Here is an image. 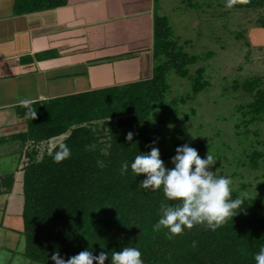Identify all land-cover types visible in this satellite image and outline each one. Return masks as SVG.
<instances>
[{"label": "trees", "instance_id": "obj_1", "mask_svg": "<svg viewBox=\"0 0 264 264\" xmlns=\"http://www.w3.org/2000/svg\"><path fill=\"white\" fill-rule=\"evenodd\" d=\"M199 1L183 0V4L199 7ZM64 3L18 0L15 10L24 14ZM229 5L233 10L256 11L264 8V0H230ZM257 21L259 29L264 30V18ZM152 24L155 65L148 78L16 108L25 128L7 140L19 143L24 151L25 161L20 168L22 209L18 218L24 241L22 256L30 263L53 264L49 259L53 251L67 259L85 247L93 255L103 250L110 257L112 250L128 245L140 250L143 264H253L252 253L264 244V196L251 199L248 189L252 185L246 182V172L264 169V152L243 148L239 155L231 157L229 166L233 171L224 175L222 159L232 152L230 145L224 149L212 136L192 140L188 134L180 138L171 132L161 140L151 129L153 115L165 108L170 81L178 80L175 77L189 79V94L181 101L194 99L209 84L207 70L199 66L190 75L189 68L212 57L208 52L202 60L185 51L172 37L166 17L154 13ZM235 37L242 40L244 35ZM232 88L248 97L246 104L239 106L240 122L233 126L238 141L245 144L251 134L249 125L264 120V88L259 78L244 80ZM129 131L133 135L126 141ZM184 133L177 132L181 136ZM60 137L64 138L39 156L42 146ZM166 138L170 139L168 145L164 144ZM183 143L195 148L201 158L207 152L212 156L219 170L210 165L209 169L230 178V198L244 195L240 209H234L237 212L215 230L194 224L169 238L166 228L152 227L164 199L162 191L141 189L143 174L134 176L130 168L122 173L120 164L130 163L138 151L147 152L154 146L165 166L171 167L168 158L174 154L175 146ZM61 145L67 146L69 154L56 158ZM13 182V174L0 177L2 192L11 193ZM260 187L264 191V179L254 189L258 191ZM103 264H109L107 257Z\"/></svg>", "mask_w": 264, "mask_h": 264}, {"label": "crops", "instance_id": "obj_2", "mask_svg": "<svg viewBox=\"0 0 264 264\" xmlns=\"http://www.w3.org/2000/svg\"><path fill=\"white\" fill-rule=\"evenodd\" d=\"M17 1L0 0V118L12 112L18 121L0 133L25 128L17 107L150 76L153 8L147 1L64 0L24 14L16 13ZM8 136L0 135V145L13 143ZM20 173L19 163L0 168V177L13 174L12 197Z\"/></svg>", "mask_w": 264, "mask_h": 264}, {"label": "rangeland", "instance_id": "obj_3", "mask_svg": "<svg viewBox=\"0 0 264 264\" xmlns=\"http://www.w3.org/2000/svg\"><path fill=\"white\" fill-rule=\"evenodd\" d=\"M141 1L152 4V17L155 13L168 19L172 37L179 40L185 51L202 60L206 53L212 54L211 59L199 61L197 65L189 68L190 75L199 66L204 65L207 70L206 79L209 84L194 99L185 103L181 101L189 94V79L175 77L178 80L170 81L165 108L158 109L159 115L154 114L151 122V129L156 136L161 140L170 132L180 138H186L188 134L192 140L204 138L207 140L212 136L215 142L223 144L224 149L226 145H230V148H233L232 152L222 159L224 175L233 171L229 166L233 160L231 157L239 155V151L241 152L243 148L264 152V120L249 125L251 134L245 144L238 141L237 131L233 126L240 122L239 106L245 105L248 97L232 88L236 83L251 78H259L264 88V30L259 29L257 21L260 17L264 18V8L256 11L233 10L229 5L230 0H200L199 7H189L186 2L183 4V0ZM239 33L244 35L242 40H237L235 37ZM244 42L250 44L246 46ZM115 87L118 88L119 85ZM172 102L174 104H171ZM0 120V127L18 122L15 121L12 112H5ZM182 130L185 132L184 135H178L177 132ZM103 131L105 132V129ZM254 131L260 135H255ZM17 132L18 130H11L4 134L11 135ZM4 134L0 133L1 136ZM243 137L241 136V139H244ZM63 138L54 140L47 144V147L42 146L39 156L46 149L49 152ZM169 141L170 139L166 138L164 144L168 145ZM166 145L162 146L160 151H163ZM1 154H4L1 162L5 163V166L0 168H10L11 165L15 169L18 163L21 168L25 161L22 156L24 151L19 143L0 145ZM210 166H213L215 171L219 170L214 162ZM21 178L20 173L14 197L11 194L14 193L13 191L4 193L2 192L4 189H0V264H34L22 256L24 247L20 233L22 223L15 217L22 209ZM263 179L264 169L246 172V182L252 185L251 188L248 187V195L251 199L264 196L261 187L258 191L254 189L256 183Z\"/></svg>", "mask_w": 264, "mask_h": 264}, {"label": "clouds", "instance_id": "obj_4", "mask_svg": "<svg viewBox=\"0 0 264 264\" xmlns=\"http://www.w3.org/2000/svg\"><path fill=\"white\" fill-rule=\"evenodd\" d=\"M132 135L127 132L125 140H130ZM61 148L56 158L69 154L67 146L61 145ZM168 159L171 167L165 166L158 149L153 146L147 152L138 151L130 163L122 161L120 164L122 173L130 168L134 176L143 174L139 182L141 189L159 188L162 191L164 199L158 208L159 216L152 225L154 229L166 228L169 238L194 224L215 230L237 212L234 209H240L244 194L230 198V178L214 174V170L209 169L214 160L208 152L201 158L195 148L183 143L175 146L174 154ZM106 257L109 264H143L140 250L128 245L112 250L110 257L109 252L103 250L93 255L92 250L85 247L67 259L53 251L49 259L53 264H93V261L103 264ZM252 261L253 264H264V244L252 253Z\"/></svg>", "mask_w": 264, "mask_h": 264}]
</instances>
